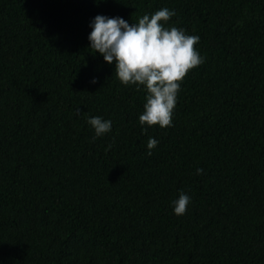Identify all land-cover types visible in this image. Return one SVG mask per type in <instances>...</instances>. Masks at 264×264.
Wrapping results in <instances>:
<instances>
[{
    "label": "trees",
    "instance_id": "obj_1",
    "mask_svg": "<svg viewBox=\"0 0 264 264\" xmlns=\"http://www.w3.org/2000/svg\"><path fill=\"white\" fill-rule=\"evenodd\" d=\"M161 7L204 63L143 131L89 21ZM0 264H264V0H0Z\"/></svg>",
    "mask_w": 264,
    "mask_h": 264
},
{
    "label": "clouds",
    "instance_id": "obj_2",
    "mask_svg": "<svg viewBox=\"0 0 264 264\" xmlns=\"http://www.w3.org/2000/svg\"><path fill=\"white\" fill-rule=\"evenodd\" d=\"M175 15L174 9L161 7L131 24L123 17L104 14H97L89 21V48L114 65L121 84L135 85L145 91L143 111L138 116L143 131L153 125L172 126L183 78L190 69L204 63V57L195 47L200 37L167 24ZM91 83H95V77ZM87 124L94 132L93 140L112 130V120L99 115L89 116ZM158 143L156 138H148V155ZM202 172L203 169H196L197 175ZM190 201L183 189L178 190L177 198L171 201L173 214L183 215Z\"/></svg>",
    "mask_w": 264,
    "mask_h": 264
}]
</instances>
